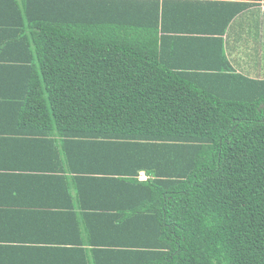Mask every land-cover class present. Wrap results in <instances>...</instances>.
Returning <instances> with one entry per match:
<instances>
[{
	"label": "trees",
	"instance_id": "trees-1",
	"mask_svg": "<svg viewBox=\"0 0 264 264\" xmlns=\"http://www.w3.org/2000/svg\"><path fill=\"white\" fill-rule=\"evenodd\" d=\"M174 3L0 0L1 84L29 76L0 109L32 125L16 143L41 174L0 187L73 217L74 191L121 238L91 242L104 263L264 264V80L236 73L223 41L250 4L182 23Z\"/></svg>",
	"mask_w": 264,
	"mask_h": 264
},
{
	"label": "crops",
	"instance_id": "crops-1",
	"mask_svg": "<svg viewBox=\"0 0 264 264\" xmlns=\"http://www.w3.org/2000/svg\"><path fill=\"white\" fill-rule=\"evenodd\" d=\"M168 1L175 2L176 5H169V8L173 12L179 11L182 23L184 19L186 22L194 14L204 16L207 11L216 13L221 12V9L224 11L235 10V6L230 3L245 2L250 4L235 16L226 28L223 36L224 48L236 73L248 78L264 80V0ZM192 13L194 14L191 16ZM224 15L226 16L227 13ZM180 28L183 29L182 25ZM243 37L245 45L240 41ZM253 45L258 46L257 53L259 54L256 56L254 66H251L247 61L238 62L243 48V56L249 59L248 51L252 50ZM12 79L14 81L8 84V87L1 84L3 82L0 81L1 102H7L8 98H5L7 96H3L5 94L11 96L22 94L24 83L29 80V76L13 77ZM7 113L4 108L0 109V139L5 144L0 145V175L27 179L41 175L39 172L21 168L26 161L25 156L31 157L32 155V158L35 159L39 154L34 150L32 152L28 149L24 150L23 143H16L21 139V137H16L22 131L31 130L32 125L16 121V116L7 115ZM57 140L59 144L60 141ZM11 141L14 142L10 144ZM33 145L38 146V144ZM38 149L37 147L36 150ZM27 152L29 154H26ZM146 179L147 177L143 173L138 177L140 181ZM15 180L20 181V179ZM6 189H9L8 196L5 194L3 197L0 193V202H3L0 206V211L3 212L0 213V264H95V260H98L99 264H112L104 263L101 259L103 253H98V249L103 247L95 246L91 242H98V245L109 242L111 246L115 242L120 243L119 234H113L108 230L101 233L103 222L84 216L74 191L71 192V198L74 206L73 213L76 217L60 212L59 214L58 211L50 208L55 203L47 201L43 195H38L37 192H32L28 186L12 185L8 179L0 187L2 191ZM90 223L91 226H96V236L90 233ZM94 236L95 240L93 241Z\"/></svg>",
	"mask_w": 264,
	"mask_h": 264
},
{
	"label": "rangeland",
	"instance_id": "rangeland-1",
	"mask_svg": "<svg viewBox=\"0 0 264 264\" xmlns=\"http://www.w3.org/2000/svg\"><path fill=\"white\" fill-rule=\"evenodd\" d=\"M240 41L245 45V38H241ZM245 47V46H243ZM252 50H249L248 52L250 53V56H249V59H246L243 55H244V48L241 50V53L242 55L239 57V60L238 62H241V63H244L245 61L249 62V64L251 66H254V63H255V59H256V56H258L259 54L257 53V48L258 46L257 45H253L252 47ZM249 60V61H248Z\"/></svg>",
	"mask_w": 264,
	"mask_h": 264
}]
</instances>
